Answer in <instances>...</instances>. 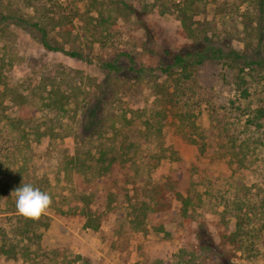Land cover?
<instances>
[{"label":"rangeland","instance_id":"1","mask_svg":"<svg viewBox=\"0 0 264 264\" xmlns=\"http://www.w3.org/2000/svg\"><path fill=\"white\" fill-rule=\"evenodd\" d=\"M251 1L0 0V108L14 119L19 106L38 107L41 125L25 143L0 142V192L30 181L53 200L49 227L39 230L40 239H26L13 213H3L16 210L15 200L9 208L0 196V240L5 229L19 248L17 259L0 255V264H264L256 233L264 214H254L264 198V134L250 133L243 116L248 105H264V70L246 71L252 97L244 101L238 70L226 62L160 69L172 61L166 51L214 41L260 50L264 31L256 45L254 27L264 6ZM183 3L201 39L186 34L178 16ZM26 22L41 24L55 45L79 49L85 59L45 49ZM120 47L134 54L136 69L146 67L139 77L127 71L125 58L118 75L103 66ZM23 92L32 97L23 100ZM93 106L96 129L88 137L83 122ZM174 157L191 170L192 202L185 213L165 188L174 213L162 232L152 217L153 188L176 169ZM199 234L216 247L203 248Z\"/></svg>","mask_w":264,"mask_h":264},{"label":"trees","instance_id":"2","mask_svg":"<svg viewBox=\"0 0 264 264\" xmlns=\"http://www.w3.org/2000/svg\"><path fill=\"white\" fill-rule=\"evenodd\" d=\"M252 3H256L257 6H260L263 8L264 6V0H253ZM128 6V5H127ZM188 8H185V3L183 5L178 6V16L180 20L182 21L183 25L185 26L186 34H188L191 37H196L197 39H201V35H197L196 29L192 26V24L189 23L191 20V16L188 14ZM131 9V7H130ZM264 9H262L261 17L258 18L256 25L254 29L256 31L259 30V34L257 35V43L256 45H262L260 42V39H263L262 32L264 31V27L262 26V22L264 20ZM131 11L133 13H139L136 9L132 7ZM263 15V16H262ZM244 17V15H243ZM247 18L250 19V25H252V28L250 27V30L253 29V17L247 16ZM25 29L29 32V34L39 43L41 44L45 49L49 51L54 52H62L63 54H66L72 58L84 60L85 56L83 51L77 49V50H68L64 46L55 45L52 41V38L50 37L49 31L42 26L41 24L35 22H26L24 23ZM148 33V31H147ZM211 42V41H210ZM213 42V41H212ZM197 46V44H195ZM153 52V51H151ZM115 54V56H114ZM113 58L104 61L103 66L106 68L107 71L110 73L120 74L125 69L122 64H120V60L125 58L127 64L129 67H127V71L133 72L137 77L140 76L141 73H143L146 69V67L142 66L139 69L135 68V58L134 54H132L127 47H120L117 48L114 51ZM165 56H170L171 63L167 65L166 67H160V69L164 73L171 72L172 68L178 67L182 71H186L194 66L203 65L206 61L211 62H219L223 61L230 65V67L236 68L238 70V73L236 75V84L241 86L237 87V90H241V97L244 101H250L252 97V92L250 91V88H245L244 85L248 84V81L246 80V71L248 69H253V67H257L261 70H264V46L259 50L258 47L254 48L252 52H244L243 50H237L234 48H227L224 45H221L218 41H214V43H205L202 45L197 46V49L195 51H183L179 50L176 53L173 51H166ZM245 75V76H244ZM243 87V88H242ZM1 93V91H0ZM23 96V100H29L32 97V93H21ZM51 93L47 94V97H49ZM44 96V94H43ZM46 100L43 98V101ZM14 102V101H13ZM2 108H0V142H11L14 145H17L18 143H25V141H22V138L24 136H28L29 131H35L39 132L41 130V125L37 123L34 119V115L36 114L37 109H40L38 107L33 108H23L18 107V113L19 117L12 119V116L7 113V108L4 107V104H2ZM250 105L244 109V115L246 117V121L244 124L245 128L249 129V132L252 134L262 133L264 134V105L257 107L256 109L251 110ZM98 109L99 106H93L89 108L86 112L89 114L88 120H85L83 122V133H85L88 137H92L95 134L96 124H94L95 119H97L98 116ZM31 111V112H30ZM34 122V123H33ZM131 122V120H130ZM10 127V128H9ZM216 128H213L215 130ZM17 133L14 137L10 136L7 139L2 138V132L4 131L5 134H11L13 131ZM47 130V129H46ZM212 130V131H213ZM219 131V127L216 129ZM219 134V137L222 136V131ZM12 137V138H11ZM3 139V140H2ZM14 140H17L14 142ZM211 142L210 150H214V146L217 144L215 138H211L209 140ZM35 142L39 143L40 139L37 138ZM255 141H253L254 143ZM2 143H0V149L2 146ZM23 145V144H22ZM23 147V146H22ZM263 148V147H262ZM261 148V149H262ZM203 155H206V151L204 148H202ZM174 163L176 164V169L170 171L167 180L165 183L156 185L153 189L155 191V196L153 199L154 205L152 206V217L153 220H156L155 226L159 231L164 232V224L166 221L171 217V215L174 213L173 210V204L171 201H168L167 196V190L165 188H168V193H171L174 195V198L179 200L183 204V211L185 213L188 212V206L192 202L191 197V186L192 181L190 179V173L191 170L187 166V164L179 157H174ZM110 161L109 165L115 166L116 162H118L117 157H112L108 159ZM115 162V163H114ZM36 178V177H35ZM26 183H30L35 187L34 183L27 181ZM135 186V185H134ZM135 187L132 188V191L136 192ZM16 189V187H15ZM14 190V189H13ZM5 196L7 198V203L14 204V198H12L11 194L9 193V190H3L0 192V196ZM134 196V195H133ZM133 196H129V202L132 204ZM162 199V200H161ZM225 205L228 202L226 199ZM255 204L258 207V210H254V214L256 217L260 219L262 213L264 214V198L260 199L259 202H255ZM262 212V213H261ZM3 213H13L10 215L12 218H16L17 226H15L18 230V234L26 239H31L32 236H36L37 239L41 238V234L39 233V230L44 229L46 230L49 227V221L46 217V215H43L39 220H33L28 219L23 216H21L17 210L13 211H5ZM258 233V240L260 243H264V229L260 227L259 230L256 231ZM2 239L0 240V255L7 256L11 259H17L19 254V248L17 244H14L12 239H6L4 236L7 234L6 230L3 229L2 231ZM198 239L201 242V245L203 248H206L208 250H212L216 247L214 239L210 236L208 240L206 241L204 234L198 235ZM264 248V246L262 247ZM256 252L257 254L261 251ZM222 254V253H220ZM237 264V263H236Z\"/></svg>","mask_w":264,"mask_h":264},{"label":"clouds","instance_id":"3","mask_svg":"<svg viewBox=\"0 0 264 264\" xmlns=\"http://www.w3.org/2000/svg\"><path fill=\"white\" fill-rule=\"evenodd\" d=\"M15 199L17 212L28 219L39 220L50 210L53 200L51 195L35 187L30 183H23L22 186L11 192Z\"/></svg>","mask_w":264,"mask_h":264}]
</instances>
